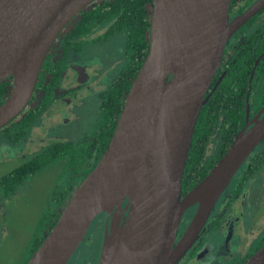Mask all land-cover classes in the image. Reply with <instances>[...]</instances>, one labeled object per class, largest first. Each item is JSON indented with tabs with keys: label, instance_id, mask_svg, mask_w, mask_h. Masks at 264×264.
Listing matches in <instances>:
<instances>
[{
	"label": "water",
	"instance_id": "1",
	"mask_svg": "<svg viewBox=\"0 0 264 264\" xmlns=\"http://www.w3.org/2000/svg\"><path fill=\"white\" fill-rule=\"evenodd\" d=\"M96 0H0V80L11 76L0 128L29 104L46 56ZM232 0H152L149 50L108 146L75 187L26 264H67L97 216L107 221L98 264H176L220 196L264 140V109L186 195L183 177L200 111L242 19ZM198 204L177 241L184 213ZM242 264H264V245Z\"/></svg>",
	"mask_w": 264,
	"mask_h": 264
},
{
	"label": "flooded vegetation",
	"instance_id": "2",
	"mask_svg": "<svg viewBox=\"0 0 264 264\" xmlns=\"http://www.w3.org/2000/svg\"><path fill=\"white\" fill-rule=\"evenodd\" d=\"M238 19H242V21L228 40L222 62L217 70L219 80L217 79L212 87L213 82L211 83L207 94H209V99L218 87L221 79L227 77V73L232 69H238V71L244 69L243 72H238L237 75L233 74L232 77L233 86L235 85L232 100L234 102L245 101V120L239 129L240 131L248 121H251L264 109V0H232L229 9V22ZM73 20L62 31L51 47L41 69L32 98L27 107L18 116L21 117L27 112L34 116L25 139L15 144L9 143L0 133V139L4 141L1 142L0 140V158L4 155V151H2L4 150V146L9 147L11 153L9 158L0 159L1 161H10L15 157L21 158L24 152H20V148L28 138L29 141L36 143L30 140L31 136L29 132L34 129L33 126L35 125L33 124H38V127H35L36 139H42L45 136L39 126L43 124L42 116L45 114L49 115V119L54 122L56 118L63 115L65 112L64 107L68 103L66 96L71 95L72 92L77 90H86L92 93L95 91L91 84L94 79L93 70L95 63L90 59L81 57L89 45L102 44L108 40L109 37H103L107 29L99 31V27L102 25H98L88 35L72 36L75 40L72 45L69 43L68 34H70L71 26L75 21ZM66 70L69 71L70 76L66 81H63ZM121 71L122 69L113 77L111 85ZM72 81H75V86H72L74 84H71ZM107 91L100 94L99 114L103 95ZM100 117L102 122L99 126L103 123L101 114ZM2 129L3 127L0 128V132ZM97 130L96 128L93 134ZM218 131L210 143L211 145L215 142L214 140L217 141L216 152L210 155L209 158V161L213 162V165L219 160L215 161L219 154L222 138L221 133ZM92 136H85L82 141H86L90 145L93 142ZM99 143H102V140ZM251 155L243 163L226 190L220 196L196 241L176 264H242L249 260L264 245V193L262 192L258 195L259 199L254 203L255 207L251 209L253 205V200L251 199L253 198L248 186L249 181L255 177L257 172L264 173V149L254 150ZM81 174H84V171L77 175L70 174L69 180L72 182L71 191L84 179H81ZM78 180L80 182L77 184ZM75 182L76 185L73 187ZM195 185L190 186L183 183L182 196L186 195ZM197 208L198 204H195L184 213L177 241L182 237ZM102 215L105 217L104 230H106L107 221L111 222L112 215H110L109 219L106 213H102ZM99 258L97 264L99 263Z\"/></svg>",
	"mask_w": 264,
	"mask_h": 264
},
{
	"label": "trees",
	"instance_id": "3",
	"mask_svg": "<svg viewBox=\"0 0 264 264\" xmlns=\"http://www.w3.org/2000/svg\"><path fill=\"white\" fill-rule=\"evenodd\" d=\"M151 8L152 0H96L83 10L74 19L75 21L73 20L71 32L68 34L69 43L73 45L75 41L72 36H85L90 34L94 27L107 25V30L103 34L104 38H108L115 33H121L125 36L128 64L112 82L106 94L103 95L100 107L103 123L97 128V132L93 134L92 144L89 145L86 141L77 143L55 141L51 143L37 155L21 161L0 175V199L13 194L18 185L43 167L61 159L68 160L72 174L77 175L84 171V174H81V179L94 168L109 144L132 80L147 56ZM241 71L243 72L244 69H240V71L232 69L228 72L227 77L221 79L218 87L200 111L186 161L183 177L185 185L193 186L197 184L212 168L213 162L209 161L210 156L207 153L211 140L217 134V131L219 130L218 132L221 133L222 138L219 154L215 161L227 150L244 124L245 101L234 102L232 100L235 91L232 77L233 74L237 75ZM217 79L218 72L211 87ZM12 86L13 78L11 76L0 80V105L10 94ZM33 117L31 113L27 112L25 115L17 117L12 124L9 123L3 127L0 133L9 143H19L25 139ZM100 140H102V143H99ZM260 148L264 149V140L255 151ZM71 184L72 182L69 180L63 189L56 191L54 202L57 210L50 215L49 229L43 231V234L39 229L35 232L30 245L31 252L25 261L20 264H26L55 224L64 204L72 193L70 190Z\"/></svg>",
	"mask_w": 264,
	"mask_h": 264
},
{
	"label": "rangeland",
	"instance_id": "4",
	"mask_svg": "<svg viewBox=\"0 0 264 264\" xmlns=\"http://www.w3.org/2000/svg\"><path fill=\"white\" fill-rule=\"evenodd\" d=\"M105 28L107 29V25H102L99 31L106 30ZM81 58L95 63L94 79L91 83L95 91L92 93L77 90L66 96L68 103L63 106L65 112L57 116L54 122L49 119V115H43V124L39 126L45 136L37 140L35 133L38 124H33L34 129L29 132L30 140L36 143L28 138L20 148V152H24L21 158L15 157L6 162L0 160V175L21 161L37 155L55 141L77 143L85 136L93 135L98 128L102 122L98 113L100 94L108 90L113 77L128 64L125 36L115 33L102 44H91L86 47ZM69 76L70 73L66 70L63 81ZM71 84L76 85L75 81ZM214 141L208 149V156L216 152L217 141ZM3 148L4 155L0 159L4 160L11 153L9 147ZM70 174V163L67 159H61L43 167L18 185L13 194L0 199V264H20L25 261L31 252L30 245L35 232L39 229L43 234V231L49 229L50 215L57 210L54 202L56 191L68 184ZM263 176L264 173L257 172L249 181V191L253 198L251 209L255 207L258 195L264 193ZM79 182L78 180L77 184ZM75 185L76 182L73 187ZM104 229L105 217L101 214L91 224L69 264H97L105 235Z\"/></svg>",
	"mask_w": 264,
	"mask_h": 264
}]
</instances>
